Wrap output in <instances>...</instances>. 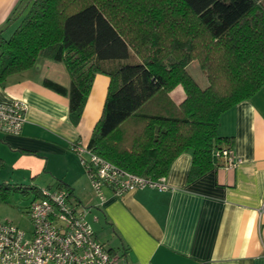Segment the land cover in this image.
<instances>
[{
    "label": "trees",
    "instance_id": "1",
    "mask_svg": "<svg viewBox=\"0 0 264 264\" xmlns=\"http://www.w3.org/2000/svg\"><path fill=\"white\" fill-rule=\"evenodd\" d=\"M19 18L9 39L0 32V83L40 58L62 63L70 87L44 84L68 98L76 126L95 75L107 76L87 148L140 177H166L186 151L189 182L220 166L214 151L231 148L220 116L264 88V0H21L9 22ZM194 61L205 89L186 69ZM10 189L22 188L0 185L1 200Z\"/></svg>",
    "mask_w": 264,
    "mask_h": 264
},
{
    "label": "crops",
    "instance_id": "2",
    "mask_svg": "<svg viewBox=\"0 0 264 264\" xmlns=\"http://www.w3.org/2000/svg\"><path fill=\"white\" fill-rule=\"evenodd\" d=\"M20 1L0 0L6 40L21 21L9 22ZM45 81L70 87L65 66L46 58L0 83V103L20 100L27 106L20 134L0 132V185L27 190L49 174L43 178L55 180L49 188L69 189L72 203L86 210V219L90 215L88 223L97 240L109 244L115 264H264V88L219 118L217 134L230 140L238 161L234 167L220 160V166L189 182L192 152L186 151L171 165L166 191L144 188L114 197L105 188L101 201L71 145L87 147L109 78L95 75L76 126L69 119L68 98ZM170 97L180 104L181 86Z\"/></svg>",
    "mask_w": 264,
    "mask_h": 264
},
{
    "label": "built area",
    "instance_id": "3",
    "mask_svg": "<svg viewBox=\"0 0 264 264\" xmlns=\"http://www.w3.org/2000/svg\"><path fill=\"white\" fill-rule=\"evenodd\" d=\"M27 106L20 100L0 103V132L20 134L26 122ZM79 158L92 190L104 201V189L114 197L150 188L166 191L165 177L156 180L123 171L92 153L81 143L71 145ZM214 158L234 167L238 162L232 148L214 151ZM27 215L31 231L11 222H0V264H115L116 258L97 240L86 220V210L79 209L61 187L38 191Z\"/></svg>",
    "mask_w": 264,
    "mask_h": 264
},
{
    "label": "rangeland",
    "instance_id": "4",
    "mask_svg": "<svg viewBox=\"0 0 264 264\" xmlns=\"http://www.w3.org/2000/svg\"><path fill=\"white\" fill-rule=\"evenodd\" d=\"M186 69L201 89H205L208 86L206 76L197 62H191ZM48 176L49 174L46 173L41 175L38 179L36 178L30 186L25 187L27 190L21 189L12 191V189H10L4 200L5 203L0 204V214H2L0 222L8 221L27 232L31 231V224L27 213H25V209L29 206L28 203H30L31 197H33L35 193L38 194L39 190L54 186V179H47V181L43 179ZM23 191H25V193H23ZM87 219H90V215L87 216ZM104 245L109 248V244L106 241Z\"/></svg>",
    "mask_w": 264,
    "mask_h": 264
}]
</instances>
